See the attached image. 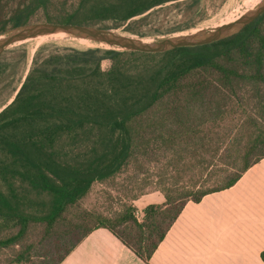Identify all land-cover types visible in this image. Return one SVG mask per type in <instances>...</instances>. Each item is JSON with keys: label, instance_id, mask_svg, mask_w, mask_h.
Wrapping results in <instances>:
<instances>
[{"label": "trees", "instance_id": "1", "mask_svg": "<svg viewBox=\"0 0 264 264\" xmlns=\"http://www.w3.org/2000/svg\"><path fill=\"white\" fill-rule=\"evenodd\" d=\"M170 5L183 19L168 33L205 18L203 0H0V35L50 22L145 37ZM3 57L0 76L12 66ZM263 158L264 14L224 40L163 53L41 46L0 112V264H61L99 228L147 262L188 202ZM96 184L119 209L86 206ZM155 191L165 202L138 221L134 202Z\"/></svg>", "mask_w": 264, "mask_h": 264}, {"label": "crops", "instance_id": "2", "mask_svg": "<svg viewBox=\"0 0 264 264\" xmlns=\"http://www.w3.org/2000/svg\"><path fill=\"white\" fill-rule=\"evenodd\" d=\"M165 202L155 191L134 202L141 221L148 205ZM264 158L237 183L188 202L149 261L108 229L89 234L61 264H264Z\"/></svg>", "mask_w": 264, "mask_h": 264}, {"label": "rangeland", "instance_id": "3", "mask_svg": "<svg viewBox=\"0 0 264 264\" xmlns=\"http://www.w3.org/2000/svg\"><path fill=\"white\" fill-rule=\"evenodd\" d=\"M262 0H203L205 6V18L197 23L196 26L188 30L168 33L167 31L174 28L183 17L181 14L182 7H171L160 13H156L147 29H152L150 35L143 37L144 40L156 41L168 36L191 33L202 29L218 27L220 25L232 22L249 10L257 8ZM222 19V20H221ZM221 20V21H220ZM108 28L115 29L119 33L125 35L139 36L125 30V27L111 28L112 24H106ZM161 28L162 33H155V28ZM141 37V36H140ZM54 44L58 46H76L86 47L79 43V40L64 36H50L38 38L24 43L16 44L7 49L3 55L4 59L12 64L10 69L0 76V112L9 105L17 92L19 91L25 77L29 73L34 57L40 50L41 46ZM104 68H108V63L103 64ZM152 189H148L151 191ZM108 192L116 195V192L96 184L85 200L87 207H100L105 211L117 210L120 208V201L116 200V196L111 198Z\"/></svg>", "mask_w": 264, "mask_h": 264}, {"label": "water", "instance_id": "4", "mask_svg": "<svg viewBox=\"0 0 264 264\" xmlns=\"http://www.w3.org/2000/svg\"><path fill=\"white\" fill-rule=\"evenodd\" d=\"M263 14L264 0L257 8L247 11L232 22L191 33L172 35L156 41L144 40L140 36L125 35L115 29L100 26L36 22L14 28L0 35V57L16 44L57 35L88 40L97 44V47L130 52L163 53L178 48L200 47L239 33Z\"/></svg>", "mask_w": 264, "mask_h": 264}, {"label": "bare ground", "instance_id": "5", "mask_svg": "<svg viewBox=\"0 0 264 264\" xmlns=\"http://www.w3.org/2000/svg\"><path fill=\"white\" fill-rule=\"evenodd\" d=\"M222 20V19H221ZM220 20V21H221ZM79 43L80 44H82V45H84V46H87V47H97L98 45L97 44H95V43H92V42H90V41H88V40H83V39H80L79 40ZM101 46H103V45H101Z\"/></svg>", "mask_w": 264, "mask_h": 264}, {"label": "built area", "instance_id": "6", "mask_svg": "<svg viewBox=\"0 0 264 264\" xmlns=\"http://www.w3.org/2000/svg\"><path fill=\"white\" fill-rule=\"evenodd\" d=\"M135 216H136V218L138 219V221L141 222V218H140L139 214L135 213Z\"/></svg>", "mask_w": 264, "mask_h": 264}]
</instances>
